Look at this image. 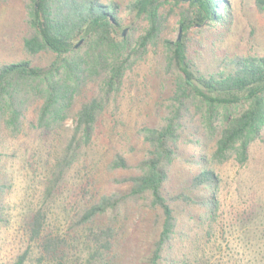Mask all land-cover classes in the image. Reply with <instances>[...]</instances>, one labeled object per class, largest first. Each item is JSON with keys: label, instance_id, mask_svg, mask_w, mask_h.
I'll list each match as a JSON object with an SVG mask.
<instances>
[{"label": "trees", "instance_id": "16d2710c", "mask_svg": "<svg viewBox=\"0 0 264 264\" xmlns=\"http://www.w3.org/2000/svg\"><path fill=\"white\" fill-rule=\"evenodd\" d=\"M165 1L131 0L126 9L117 0L28 3L29 26L23 37L28 58L0 64V123L14 134L22 132L26 111L36 103V117L27 125L41 135L55 132L71 115L75 125L49 167L39 201L20 216L27 245L8 264H167L178 223L176 208L178 214L187 215L194 207L213 213L216 205L218 178L206 166L207 156L188 154L181 144H197L201 135L217 134L211 160L247 159L250 142L264 126V55L229 54L210 44L213 52L207 60L202 53L195 55L186 39H163L159 61L171 91L164 115L140 130L146 154L132 165L114 152L107 167L123 171L112 177L116 187L103 189L93 173H85L79 177L80 197L66 202L64 223L62 217L53 216L76 160L92 141L108 95L121 81L126 61L121 56L131 47L118 31L125 14L147 20L145 32L134 43L156 47L167 18L160 13ZM174 1L181 4L179 24L185 33L192 26H225L232 20L227 0ZM254 5L264 13V0H254ZM47 52L54 55L48 64H33L34 57ZM94 83H102L96 94L89 87ZM175 156L200 169L184 188L170 191L167 184ZM10 188L8 172L0 165V228L10 223L6 202ZM200 189L210 190L201 196L193 193ZM130 204L144 211L140 223L148 226V248L134 255L125 247L128 241L117 219Z\"/></svg>", "mask_w": 264, "mask_h": 264}, {"label": "rangeland", "instance_id": "374dc122", "mask_svg": "<svg viewBox=\"0 0 264 264\" xmlns=\"http://www.w3.org/2000/svg\"><path fill=\"white\" fill-rule=\"evenodd\" d=\"M117 1L126 9L131 0ZM227 2L232 15L229 24L192 26L185 33L179 24L181 4L166 0L160 13L167 18L156 47L150 44L139 47L134 43L145 32L147 20L136 13L125 14L118 31L131 41V47L121 56V59L126 57L121 81L108 95L95 123L92 141L76 160L61 199L54 204L53 216L62 217L64 223L66 202L70 204L80 197L79 177L85 173H93L103 189L116 187L111 184L112 177L123 171L115 172L107 167L114 152L122 153L132 165L146 154L147 145L140 130L164 115L171 91V81L159 61L164 51L163 39H186L189 49L195 50V55L202 53L207 60L213 52L210 44L229 54L264 55V13L257 10L254 0ZM28 3L30 0H0V64L28 58L23 47L29 26ZM53 58L52 53H41L33 58V64L46 65ZM89 87L96 94L102 83ZM37 105L26 111L22 132L14 134L3 121L0 123V165L11 179L6 198L10 223L0 228V264L10 263L26 247L20 216L39 201L49 167L75 125L71 115L55 132L41 135L39 130L27 125L36 117ZM74 106L76 110L78 101ZM216 138L217 134L201 135L197 144H181L188 154L202 152L207 156L206 166L218 178L216 205L213 213L194 207L187 215L178 214L176 208L178 223L171 235L167 264H264V126L250 142L243 163L233 157L223 162L211 160ZM199 169V165L175 156L170 163L168 189L184 188L191 174ZM209 190L193 193L201 196ZM143 212L139 206L130 204L117 213L122 234L128 241L125 247L133 255L148 248V226L140 223Z\"/></svg>", "mask_w": 264, "mask_h": 264}, {"label": "water", "instance_id": "95a60500", "mask_svg": "<svg viewBox=\"0 0 264 264\" xmlns=\"http://www.w3.org/2000/svg\"><path fill=\"white\" fill-rule=\"evenodd\" d=\"M82 40H83V38L79 39V40L75 43L74 46H75V47L78 46V45L81 43Z\"/></svg>", "mask_w": 264, "mask_h": 264}]
</instances>
